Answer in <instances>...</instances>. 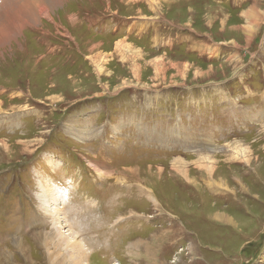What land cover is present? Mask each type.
Instances as JSON below:
<instances>
[{"label": "rangeland", "instance_id": "obj_1", "mask_svg": "<svg viewBox=\"0 0 264 264\" xmlns=\"http://www.w3.org/2000/svg\"><path fill=\"white\" fill-rule=\"evenodd\" d=\"M61 239L85 264H264V0H62L15 21L0 264H71Z\"/></svg>", "mask_w": 264, "mask_h": 264}, {"label": "bare ground", "instance_id": "obj_2", "mask_svg": "<svg viewBox=\"0 0 264 264\" xmlns=\"http://www.w3.org/2000/svg\"><path fill=\"white\" fill-rule=\"evenodd\" d=\"M0 1H3V5L6 6V8H8L9 6L13 8L12 12L6 13V15L4 14L5 15V20L3 19L4 23L0 27V44L2 45V42H5L7 39H9L11 37L15 21L21 19L22 14L24 13V11L28 7L31 10H35L38 15L49 19V13L50 12H54L56 6L62 0L52 1V2L48 3L47 5H45L41 10H39L37 8V4L39 2H42L43 0H37V3L35 5H33V6H32V4H30V0H0ZM34 22L36 24H39L40 21L38 19H34ZM2 30H3V32H1ZM47 192H49V191L45 189V190L42 191V194L40 195L41 199L44 200L45 202H48V198H49V195H48ZM49 194H50V192H49ZM41 208H42V206H41ZM54 209H55L54 206H50L49 210L51 211V216L53 214H55L54 213ZM55 212H57V211H55ZM68 236L73 237V233H70ZM39 238H43L44 239L45 237L39 236ZM61 240L64 241L65 244H66V247L64 248V255L62 257V260L63 261H67V262H69L71 264H85L84 256L81 255V254H78L77 249L70 246L71 245L70 240H68V239H61ZM48 241H49V238H45V243L44 242L43 243L46 244ZM77 245H78V247L81 250L85 249V247L80 242ZM6 254H7V252H5V253L0 255V262L3 259V255H6ZM151 256H153V255H151ZM149 258H151V257L149 256ZM7 259H8V255H7ZM138 262H140V261H138ZM51 264H57V263L52 261Z\"/></svg>", "mask_w": 264, "mask_h": 264}]
</instances>
